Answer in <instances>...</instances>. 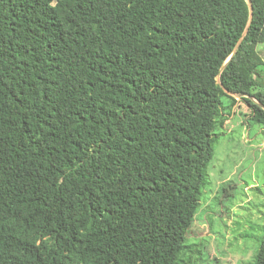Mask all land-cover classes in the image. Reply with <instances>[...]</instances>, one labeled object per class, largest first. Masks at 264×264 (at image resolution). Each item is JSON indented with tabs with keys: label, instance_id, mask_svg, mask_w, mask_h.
<instances>
[{
	"label": "trees",
	"instance_id": "1",
	"mask_svg": "<svg viewBox=\"0 0 264 264\" xmlns=\"http://www.w3.org/2000/svg\"><path fill=\"white\" fill-rule=\"evenodd\" d=\"M251 2L228 60L245 0H0V264H178L215 129L264 125Z\"/></svg>",
	"mask_w": 264,
	"mask_h": 264
},
{
	"label": "rangeland",
	"instance_id": "2",
	"mask_svg": "<svg viewBox=\"0 0 264 264\" xmlns=\"http://www.w3.org/2000/svg\"><path fill=\"white\" fill-rule=\"evenodd\" d=\"M256 52L264 61L262 44ZM228 111L214 131V154L178 264H250L263 235L264 125L249 119L243 103Z\"/></svg>",
	"mask_w": 264,
	"mask_h": 264
},
{
	"label": "water",
	"instance_id": "3",
	"mask_svg": "<svg viewBox=\"0 0 264 264\" xmlns=\"http://www.w3.org/2000/svg\"><path fill=\"white\" fill-rule=\"evenodd\" d=\"M245 1H246V3H247L248 11H249V13H248V20H247L246 26H245V28H244V30H243V32H242L240 38H239L238 41L236 42L235 47H234V49L232 50V52H231V54H230L228 60H229V59L231 58V56L236 52V50H237V48H238V46H239V44H240L242 38H243L244 35L246 34V32H247V30H248V27H249V25H250V23H251V20H252V15H253V12H252V11H253L252 2H251V0H245ZM226 62H227V61H226ZM226 62L221 66L220 71L225 67ZM217 81L220 83L219 75L217 76ZM220 85H221V84H220ZM223 89H224L225 92H227V93H229V94H232V95L235 96L236 98H239V97L241 96L240 94H237V93H231V92H229L228 90H226L225 88H223Z\"/></svg>",
	"mask_w": 264,
	"mask_h": 264
}]
</instances>
